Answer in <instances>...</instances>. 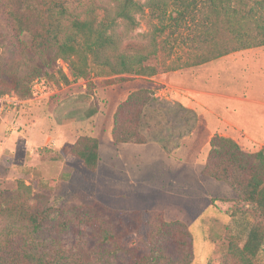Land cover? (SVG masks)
I'll list each match as a JSON object with an SVG mask.
<instances>
[{"label": "rangeland", "instance_id": "1", "mask_svg": "<svg viewBox=\"0 0 264 264\" xmlns=\"http://www.w3.org/2000/svg\"><path fill=\"white\" fill-rule=\"evenodd\" d=\"M93 1L100 16L106 10L114 17L116 0ZM137 1L134 22L116 17L112 31L124 38L123 42L144 44L153 27H160V23L157 10L148 7L150 0ZM22 39L28 42L29 35L24 33ZM13 63H18L20 75L58 66L65 67L68 73L61 59L45 68L39 56L16 58L0 40V69ZM43 70L40 76L46 77ZM44 83L32 103L17 110L12 129H5L0 122V242L21 225L23 231L32 235L27 236L31 251L57 264H130L147 249L139 243L129 245L127 237L104 241L102 235H128L136 213L153 210L162 211L168 222H183L192 238L189 250L174 249L168 238L163 239V257L158 264L243 263L239 252L243 240L232 216L240 203L228 185L200 175L205 159L201 135L215 125L213 117L216 133L233 138L245 152L262 149L264 153V129L258 126H264V114L257 113L255 120L252 115L243 116L252 114V106L258 111L264 109V45L149 78L129 77L113 83L93 78L87 86L82 78L57 84L46 77ZM140 88L154 90L142 117V129L149 143H115L107 131V119L118 102ZM44 94L53 99L46 108ZM59 94H73L72 119L83 118L87 109L94 111L92 115L98 113L99 162L94 171L84 167L78 158L59 156L49 145L39 144L35 149L28 145L29 133L38 132L41 126L46 128V118H53L54 112L59 111L54 108ZM26 112L33 117L28 122L22 119ZM198 117L200 125L194 131ZM17 181L32 187L30 192L21 187L25 197L39 194L38 200L27 199V204L37 201L45 210L61 209L70 217L68 227H42L35 234L31 226L22 224L18 214L11 212L18 210V197L20 201L24 199ZM253 261L264 264V252Z\"/></svg>", "mask_w": 264, "mask_h": 264}, {"label": "trees", "instance_id": "2", "mask_svg": "<svg viewBox=\"0 0 264 264\" xmlns=\"http://www.w3.org/2000/svg\"><path fill=\"white\" fill-rule=\"evenodd\" d=\"M116 1L111 18L106 10L100 16L93 0H0V40L12 54L16 58L37 55L45 68L61 59L68 69L67 73L61 66L54 70L39 68L20 75L18 63H13L0 69V95L14 92L21 98L31 97V84L37 77L45 82L47 77L57 84L82 78L87 86L93 78H105L110 83L129 77L149 78L264 45V0H150L148 7L157 10L160 27H153L144 44L123 42L124 38L112 31L116 17L133 23V10L138 6L137 0ZM24 33L29 35L28 42L22 39ZM42 70L46 77L40 76ZM153 96V88H140L116 105L110 130L113 142L149 141L142 129V117ZM93 112L87 109L85 116ZM58 153L78 158L84 167L94 171L99 162V142L94 136L80 135L73 143L65 142ZM201 174L225 183L237 195L240 204L232 216L243 240L240 257L242 264H253L264 252L263 150L245 152L233 138L215 133L209 140ZM17 182L24 199L20 201L18 197V210L11 212L18 214L22 224L31 226L35 234L42 227H68L70 217L61 209L45 210L37 201L27 204V199L38 200L39 194L25 197L21 187H26L27 192L32 187ZM134 217L130 234L102 235L104 241L127 237L129 245L139 243L147 249L130 264H158L163 257L160 243L165 238L174 249L189 250L191 234L180 220L168 222L162 211L153 210L137 212ZM23 227L10 230L8 238L1 240L0 264H57L31 251L27 236L32 235Z\"/></svg>", "mask_w": 264, "mask_h": 264}, {"label": "crops", "instance_id": "3", "mask_svg": "<svg viewBox=\"0 0 264 264\" xmlns=\"http://www.w3.org/2000/svg\"><path fill=\"white\" fill-rule=\"evenodd\" d=\"M72 95L73 94H69L68 96L60 95L57 98H55L57 99V101L54 103L55 104L54 108L56 107L55 110L59 109V111L54 112L55 116H53V118L51 119L46 118V122L44 125V126H47L46 128L42 129V126H41L38 132L34 130V132L32 131L29 133L28 131L29 133L28 145H33L32 149H35L34 147L39 146V144H44V145H49L55 151H59L61 146L65 142L73 143L76 140V138L80 135L94 136L98 139V142H99V136H100L99 129L97 128V125H96L98 113L95 115L84 116L83 118H80V119H72V109L73 108H72V103H71L72 98H70V97H73ZM43 96L44 98H42L43 99L42 101H43L44 107L46 108L51 104V101H53V99H51V96H49V94H44ZM251 113L252 114L250 115L249 113L247 114L243 113V116L245 115L248 118H250L252 115L253 120H255L257 117H253V116H256L257 113L258 115L264 114V109L258 111L254 108V106H252ZM112 115L113 114H111L109 118L107 119V125H106L107 131L111 130ZM30 117H32L31 112H26V114L22 117V119L28 122L30 120ZM66 117H71V118L67 120L65 119ZM215 117L217 118V115ZM211 119H212L211 121L215 122V125H211V127L205 130L203 132V135H201L202 145L205 146V159H206L208 149H209V140L213 136V134L216 133L214 130L216 129L217 123L215 119H213V117H211ZM199 125H200V121L198 117L197 127L195 128L194 131L197 130ZM258 126L264 129V126H262V124L261 125L259 124ZM31 127L32 126H30V130H32ZM186 138L189 139L190 137H186ZM147 143H149V141ZM34 153H35L34 151H31V154H34ZM69 157L70 156H66L64 158H69ZM205 159L203 160V162H201V165L203 164V166H204ZM201 170H200V175H202Z\"/></svg>", "mask_w": 264, "mask_h": 264}, {"label": "built area", "instance_id": "4", "mask_svg": "<svg viewBox=\"0 0 264 264\" xmlns=\"http://www.w3.org/2000/svg\"><path fill=\"white\" fill-rule=\"evenodd\" d=\"M63 70L65 71V67ZM44 82L43 78L40 77L33 80L31 84V97L21 98L13 92L0 95V122L5 126V129L10 130L13 128V119L17 110L21 105L32 103L34 94L42 91Z\"/></svg>", "mask_w": 264, "mask_h": 264}]
</instances>
